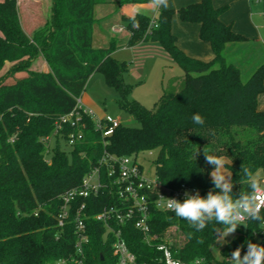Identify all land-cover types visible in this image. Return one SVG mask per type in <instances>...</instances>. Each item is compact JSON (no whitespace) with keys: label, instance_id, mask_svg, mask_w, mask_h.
I'll return each mask as SVG.
<instances>
[{"label":"trees","instance_id":"obj_1","mask_svg":"<svg viewBox=\"0 0 264 264\" xmlns=\"http://www.w3.org/2000/svg\"><path fill=\"white\" fill-rule=\"evenodd\" d=\"M106 0H53L48 24L29 36L22 28L18 0L0 1V72L7 62L12 67L0 77V264H55L74 253L75 228L72 221L59 227L60 196L79 186L104 150L117 156L158 150L154 161L159 180L176 188L181 184L198 188L202 197L214 188L204 150L227 159L232 174L234 197L247 191L242 184L241 166L247 167L262 184L264 179V111L258 97L264 93V62L246 82L240 69L227 62L226 46L243 41L221 20L226 7L216 8L213 0L174 9H162L156 16L158 28L148 33L152 18L137 13L128 21L129 45L158 42L183 69L178 87L164 91L153 110L131 98L132 86L124 80L127 62L113 57L117 46L93 47L94 7ZM121 4H150L152 0H120ZM178 13L184 22L201 25L200 38L211 44L214 58L202 61L186 55L172 32V18ZM42 55L49 72H31V63ZM27 76L13 83L16 73ZM100 72L119 94L118 105L139 123L121 124L105 138L85 117L84 138L68 145L73 131L66 125L50 146L56 121L70 113L90 77ZM199 113L205 120L195 124ZM13 139V140H11ZM197 153V154H196ZM219 191V190H217ZM107 192L87 200L92 215L113 203ZM264 216V208L261 210ZM151 230L157 243H167L176 259L202 264H229L231 253L247 241L264 246V224L247 221L235 237L216 255L218 246L214 222L196 231L174 212L152 210ZM176 227L183 237L167 242L164 234ZM88 264H113L112 237H105L102 223L89 220ZM128 243L139 260L158 258L161 253L148 247L141 234L129 227Z\"/></svg>","mask_w":264,"mask_h":264},{"label":"built area","instance_id":"obj_2","mask_svg":"<svg viewBox=\"0 0 264 264\" xmlns=\"http://www.w3.org/2000/svg\"><path fill=\"white\" fill-rule=\"evenodd\" d=\"M156 28L158 22L154 17L148 33ZM114 30L121 31L122 28ZM85 117H90L94 121L95 129L102 134L105 146L107 145L105 138L111 136L122 124L118 118L111 115L96 116L83 106L82 97H78L75 108L56 121L52 134L43 139L44 143L49 147L53 138L60 134L66 125H70L73 131L67 140L69 146H74L84 138L83 133L87 129ZM138 158L139 154L117 156L104 150L82 183L61 194L58 225L64 227L72 221L76 241L74 253L67 258L59 259L55 264H88L86 247L90 243L89 220L102 223L105 228L104 236L112 237L113 264H197L198 261L202 264L200 259L191 262L176 259L167 243L156 242L157 235L152 233L150 224L152 210L172 212L163 206L165 202L161 196L183 201L186 191L195 194L198 190L202 196L201 190L186 184L176 188L164 185L159 180L156 170L154 176L145 172ZM102 192H107L114 199L113 203L104 206L98 213L88 214L87 200ZM129 227L138 231L143 242L160 252L161 256L150 261L139 260L128 243Z\"/></svg>","mask_w":264,"mask_h":264},{"label":"crops","instance_id":"obj_3","mask_svg":"<svg viewBox=\"0 0 264 264\" xmlns=\"http://www.w3.org/2000/svg\"><path fill=\"white\" fill-rule=\"evenodd\" d=\"M119 1L106 0L104 3L95 5L93 47L96 49L105 48L114 42L118 47L113 53L116 60L121 58L119 56L124 52L123 49L127 51L123 58H131L133 63V67L124 75L127 84L131 82V78L136 82L139 80L144 82L145 78L149 80L151 77H159L154 76V71L156 67H161L164 73L168 70L167 75L165 74L166 77L162 76L163 92L172 87H178L184 78L183 69L158 42L147 41L134 46L129 45L131 32L127 28V24L137 13L154 18L162 9L177 11L200 0H169L167 8L157 7L153 3L121 4ZM213 5L216 8L224 6L228 8L222 13L221 20L245 38L241 42L230 43L226 46L227 62L237 66L241 74L242 66L247 64L246 74L251 76L256 68L264 62V3L260 2L254 5V0H213ZM52 6L53 0H18L21 25L29 36L34 35L48 24ZM120 27L121 31L114 30ZM171 27L177 39V46L186 55L202 61H211L214 58L211 44L200 38L201 25L199 23L184 22L179 14L175 13ZM11 67L12 63L7 62L0 72V77L5 75ZM29 70L31 72H49L50 69L44 57L39 55L32 61ZM26 76V72L16 73L7 79V83H13ZM93 76L94 74L91 77ZM154 85L158 89L159 83L155 82ZM135 100L146 107L141 99L135 98ZM82 103L96 116H104L95 111V105L91 101L82 99Z\"/></svg>","mask_w":264,"mask_h":264},{"label":"clouds","instance_id":"obj_4","mask_svg":"<svg viewBox=\"0 0 264 264\" xmlns=\"http://www.w3.org/2000/svg\"><path fill=\"white\" fill-rule=\"evenodd\" d=\"M152 3L157 7H169V0H152ZM191 119L198 125L205 123L199 113H194ZM204 156L206 163L213 166L210 175L214 188L208 191L206 197H202L198 190L195 194L186 191L183 201L161 196L165 202L163 206L174 212L176 217L187 221L196 231H203L213 222L222 225L215 228L216 241L219 243H226L227 237L234 234L238 226L248 227L247 221L264 224V216L261 215V209L264 207V185L242 165L240 174L244 181L242 184L247 185V191H242L239 197L235 198L232 174L225 171L226 157L212 155L205 150ZM246 243L247 251L242 255L244 246L237 247L228 259L229 264H264V246L250 240Z\"/></svg>","mask_w":264,"mask_h":264},{"label":"rangeland","instance_id":"obj_5","mask_svg":"<svg viewBox=\"0 0 264 264\" xmlns=\"http://www.w3.org/2000/svg\"><path fill=\"white\" fill-rule=\"evenodd\" d=\"M260 2L264 3V0H254V5ZM227 9L228 8L226 7L225 11H227ZM123 51L124 52H122L121 55L119 56L121 58H117V59L119 61L127 62L128 67H129L128 69L130 70L133 67L132 65L133 63L131 62L132 59L131 58L124 59L123 56L127 54L126 53L127 51L124 49ZM247 68H248L247 64L243 65L241 68V71H242L241 80L243 82H246L250 76V74L248 76L246 74ZM167 71L168 70H166L164 73L161 67H156L154 71V76H159V77H156V78L151 77L149 78V80L145 78L144 82H140L141 80L136 82V80L131 78L130 79L131 82L129 83L132 86L131 98L141 99L146 105L147 109L153 110L156 106V103L160 100L161 96L164 93L161 81H162V76H165V74L167 75ZM155 82L159 83L158 89L154 85ZM118 98H119L118 92L113 87L109 86L106 83L103 74L100 72H97L94 74L93 77H90V79L87 82L86 88L82 94V99L86 101H91L92 104L95 105L94 109L98 114L115 116L124 125L130 126V127H139V123L135 121L127 111L119 107ZM258 108L264 111V93L260 94V96L258 97ZM157 155H158V150H144L139 153L138 160L144 166L145 172H147L150 176L155 175L154 161ZM225 171L231 174L227 169H225ZM262 185H264L263 180H262ZM244 227L245 226L243 225L238 226V228L240 229H244ZM235 235L236 234L234 233L230 235L229 237H227L226 243L218 242V246L216 250H214L216 255L219 254L220 248L228 244L232 240V238L235 237ZM164 240L167 242H172L175 240H177L178 242L179 241L182 242L183 237L180 235V232L174 226V227H171L164 234Z\"/></svg>","mask_w":264,"mask_h":264}]
</instances>
